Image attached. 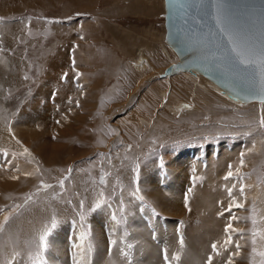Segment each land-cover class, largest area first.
Returning a JSON list of instances; mask_svg holds the SVG:
<instances>
[{
  "label": "rangeland",
  "instance_id": "rangeland-1",
  "mask_svg": "<svg viewBox=\"0 0 264 264\" xmlns=\"http://www.w3.org/2000/svg\"><path fill=\"white\" fill-rule=\"evenodd\" d=\"M137 1H139V5H136L133 8L139 9L140 10L139 12L125 10V8L131 6V1L116 0L115 2H113V0H96L95 3L96 6L94 8L95 10L94 12H90V13L80 10L81 9L80 7L71 5L70 4L71 2L69 0H35L33 4L26 6H21V5L17 6L14 4V2L10 0L0 1V12H1L0 25H2L5 28V33L0 36V44H1L0 53L5 54V56H0V62L1 61L12 62L18 66H23L26 68L23 69L25 75V76L22 75L23 82L17 88L6 90L7 77L4 74H2L3 81L0 84V125H2L0 127V222H3L6 214L9 217V221L5 225L4 231L0 233V264H14L15 262L18 261L16 257H18L19 255L16 254L13 243L18 245H21L22 243L24 245L22 251V254L24 256V258H22V261L24 262V264L27 263L50 264L48 257L45 255L46 250L43 252V261L41 262L37 259V253L40 251L39 237L45 230L46 226L48 228H51V220L55 214V211L63 208V206L70 208V210L72 211L74 220L81 231L80 232L81 235L82 233L85 234L86 239H89L91 237V231L94 229V227L90 222L87 221V217L85 215V209H87L86 206L83 205V208H81V204L83 203H81L80 201L79 189L76 188V185L73 186L74 175H72L75 174L76 171L83 170L85 168L87 169L86 164H88L89 166H93L91 167L93 168L91 169L93 170V172L91 171V173H93V179L95 181V183L93 181V185H95L97 193L99 195L101 194L100 198H98L101 201L97 199L96 204L99 203L100 207L103 206L102 208H105L106 217L110 221L108 223L109 224L114 223L115 221L117 223L116 229L118 230V232L121 233L123 237L124 236L127 237L128 232H127V227L125 225V219H124L125 216L124 214L122 215L123 202L119 189L120 179L118 178L119 177L118 174L115 172L117 171L116 169L118 170L120 169L121 163H116L113 167L114 169L107 168V164H112L115 154L119 152H121L124 155V157L126 156L128 158L127 161L128 163L131 160L129 157L131 153L132 154L134 153L135 154L134 156L136 157L135 160L130 161L131 165H133L132 184L134 183L130 195H132L133 197L132 201L134 202V204L139 206V209L141 211H146L150 213L149 215L155 217L156 219H160L164 222L170 221L175 223L174 218H170L162 214L160 215L154 209L152 204L149 203V201L145 198V196L141 193L139 189L140 183L142 182V180H140V175L142 174L143 171L142 168L139 169L136 165L137 163H141L138 156H140L139 154L143 150L142 148L143 146H141L143 145L141 144L143 142H141V140H138L140 141L139 143L137 141L136 143L135 142L132 143V145L125 146L123 145L124 142H119L115 138L113 139V136H115L113 133L119 132L117 130L119 129L118 128L119 123L125 125L124 122L125 118L124 117L120 118L118 115L122 114V112L125 113L126 115L131 111V109L129 111L130 105L128 104V101L134 100L133 102L134 107L133 106L132 107L135 112L134 117L137 119V121L139 120V117H143L139 115V113L148 114L150 120H152L150 121V124L153 127L155 124L156 127H158L160 130H164V127L171 125V121H177L181 123V121L184 120L181 119L180 116H173L174 119H172L171 116L168 115L167 113H165L164 115H160V117L162 118L158 120L157 118L159 114L158 112H160L161 110L159 111L157 110V112H153L152 110H154L157 106L156 107L155 105L150 106L148 101L140 102V96L143 92L142 87L152 86L153 84H156L157 86L160 85L158 86L161 89L159 91L167 92V96L170 97L167 100V103L172 104L174 98H177L178 100L179 99L182 100L184 97L180 92L175 91V87L173 86V83L167 80L165 76L156 75V69L153 71H148L142 77V80L144 78V81H142L140 85L137 82L139 77L135 75L134 72L132 71L133 70L132 65L128 64L129 62L132 61L131 56L135 57V54L138 50L137 48L141 43L147 45V50L151 52L150 38H153L155 40V43L156 45L159 46V48H162V46L167 47V44L165 43L164 40L165 29L163 24L164 23L163 0H145V2L144 0H137ZM148 1L150 2V4L151 2H153V5L147 4ZM106 8H114V13L112 12L111 14L112 16L105 17V21L109 23L110 26L113 28L112 32L115 33L118 37H121L120 41L123 43V47L121 50H117L112 47L111 38L109 37V35H105L104 27L99 26L98 27L99 29H97V24L95 23L96 20L103 21V19H101L102 17L100 16L98 17L97 14L102 10L104 11ZM37 25H42L46 27L56 26L62 28L76 26L78 27V31L80 30L81 26L83 27V25L84 26L86 25L85 28L87 29L86 31V33L88 34L87 36H91L93 38L96 37L97 35V38L99 39V43H96V46L91 45L88 48L86 47L85 50H83V47L81 48L79 42L77 43L73 42V44L66 45V50L64 51V54H62V56L59 58V60L62 61L61 63L57 62L60 63V65L57 66L56 60L58 59L54 57H57L55 56V53L58 52L55 51L54 53H50L53 37L43 34L44 39L42 38V41L35 40L31 45L26 47L27 42L30 39L34 37H37V39L39 38V36H36V33L34 31ZM23 29H26V33L22 32ZM76 33L77 31L74 32L75 35ZM148 35H150V38H148ZM25 37L26 40L24 44L19 46V48L15 50V55L14 54L11 55L10 53L5 51V47L14 50L16 45ZM78 45L80 46L81 51L78 49L79 47ZM68 46H70L71 48L67 49ZM78 51L80 52L84 51L83 54L87 55L88 58L85 60L84 62L85 64L84 63L78 64L77 61H75L74 57L76 52ZM95 53L99 55L97 56V58H95ZM51 60L54 61L55 64L51 63ZM73 60L75 61V64H73ZM94 60L98 63L96 64ZM86 61L88 62L86 63ZM80 65L82 68L80 67ZM87 65L90 68L93 67L92 65H94L97 68L89 69L88 67H85L87 68V70L84 71L85 68L84 70H82L83 67ZM131 67L132 70H130ZM77 69H80V71L82 72L84 71L82 73L83 75L80 73L79 70L77 71ZM71 70L72 71L76 70V72L74 73L76 74L79 73V76L74 74ZM130 71L132 74L130 73ZM84 73L85 75L86 74L87 75L84 76ZM58 74L61 75L58 76ZM65 74H67L66 75L67 78L65 82L62 83L59 79L60 85H63L64 87L58 86L59 88L62 87L63 88L61 90L60 89L57 90L56 96L54 94L52 95L51 94L52 91L57 89L54 86L57 87V85H59L58 78L66 77ZM68 74L69 76L73 74L75 75L72 76L73 81H71V78L68 77ZM125 74L128 75L131 74V75L128 76ZM80 76H82L81 77L82 80L80 79L81 84L80 81L76 80L77 78H80ZM89 76L90 78H92L93 76L95 79L89 81L91 80L89 79ZM25 77H27V79H25ZM86 79L89 80L86 81ZM107 79H109L111 82H113L114 80V83L120 81L119 85L121 86V88L119 86V90H122L125 93L124 98L121 96V91H119L116 94V96L120 100V102L115 101L116 105L111 101V96L114 95L107 96L106 100H103L104 105L101 104V98L104 97L101 96V94L109 95L110 93V92L107 93L109 89L106 87L105 84V81ZM155 81L156 83H154ZM54 82L58 84L57 85L53 84L54 86L52 87V83ZM87 82H89L92 86L89 83L87 84ZM73 83L77 89H75L73 86H72L73 88H71V85H73ZM85 83L86 85H84ZM66 85L68 87L70 86V88L66 89ZM79 86H81L82 90H79L81 89L79 88ZM184 87L185 86H183V88ZM117 88L118 87H114V92H116ZM72 89H74L76 94H74V91H72ZM81 91L83 92L81 93ZM65 92H67V94L69 92L73 94L66 95ZM80 93L82 97H80L79 95ZM83 97L85 98V102ZM79 98L81 100H79ZM90 99L91 101L89 102ZM57 101H59V104H57ZM64 102H66L65 103L66 105L64 104ZM106 103L110 104V105L108 104L110 108L108 107V105L106 106ZM249 103L261 104L264 102H249ZM245 104L248 103H244L243 105ZM58 105H60L61 107H59ZM25 106L30 107L31 110L34 111V113L38 112L39 110L40 111V114H38L39 119L35 116L34 118L30 116V120H26V119L20 120L19 112ZM47 106H49L50 108ZM62 106L64 107V109ZM87 106L88 108H86ZM82 110L84 111L85 115L83 114ZM208 111L209 109L204 110L206 114H208ZM106 112L108 113L106 114ZM238 112L239 111L238 109L236 110V108H230L229 111H225V112L218 111L217 114L222 119L219 118V116H217V118L220 120L217 121V123H214L212 119H209V116H204L201 120L199 119L200 120V122H198L199 125H203L206 127H211V126L219 127L224 132L220 131L217 134L215 133L214 135L207 134V135H201L199 138L196 137L198 139H194L192 143L187 146L188 149L191 151L198 150L199 155L201 156L202 154L201 152L205 153L208 148H213V147L219 148L225 145H228L230 147L233 146L234 144L239 145L241 143L242 146H245L247 143L254 144L256 143L255 140H253L254 136L250 135V131L252 128H258V134H256L258 136H256V138L263 141L264 125L261 124V121L264 120V107L259 106L254 108L253 111H251L252 116H255V118L257 119L255 121L257 122L256 124H252L250 121L247 120V116H248L247 114L249 113L242 114L241 112L239 113ZM236 113L238 115L235 119H233V116H235ZM9 114H10V123H12V126L8 125ZM78 114L79 116H81L82 121H80L81 120L80 117L77 116ZM42 118L44 120H42ZM120 119H123L124 121ZM62 120L63 123L60 122ZM156 121H160V123L159 122L157 123ZM82 122L84 124L85 122L87 123L85 124L86 128ZM194 122L195 124L197 123V121ZM73 123L75 125H73ZM70 124L72 125L70 126ZM76 124H78L77 129L73 128L72 130V127L73 126L76 127ZM140 124H142V122L139 121L138 125ZM42 125H44V127ZM183 125H189V124L185 122ZM66 126H68L69 128L71 127L69 131H67L69 128ZM33 127L37 131L36 130L32 131ZM79 127L81 129L82 127L83 129H87V130L90 129V131L88 132L90 136H92L93 133L95 139L93 136H92L93 138L84 137L83 139H81L83 136L82 137L77 136L80 133ZM101 128L107 131L106 133L108 134L109 140L106 141L104 137L100 136L102 131ZM61 130L65 131L64 133L62 131L64 135L61 133ZM31 132L34 133L32 134ZM139 132L141 134L140 139L141 138L143 139L146 136L145 133H147L148 135L149 131L145 132L144 129H141ZM134 133H136V131L133 132L132 136L134 135ZM15 134H17V136H15ZM65 134L70 137H66ZM118 134L119 133H117L116 135ZM55 136L57 138L60 136L58 138L59 140ZM2 138L8 141H6V143H2L3 141H5V140L1 141ZM43 138H45L46 141L42 142ZM86 138L88 139L85 140ZM57 140L59 143H57ZM167 140L164 142H160V141L152 142L153 144L152 143L150 145L148 144V146L150 147L145 148L146 152H151V150L155 151L156 154L153 156L158 157L159 159L158 164L160 165L159 167H161L162 171H165L166 167L168 166L167 164L165 165V161L167 162V158L169 159V157L163 154L164 158L167 157L166 159H164L161 156V153L159 152L164 151L163 148L167 145L168 143ZM83 141L87 143L86 144L87 146L85 145V143L82 146ZM36 142L37 144L39 143L38 144L39 147L37 144H35ZM61 142L62 144L64 142V144L59 145L61 144ZM68 143H71L72 145L70 144L68 145ZM42 144L45 145L43 146ZM127 144H131V143H127ZM32 146L37 147V149L39 150L40 149L41 150L46 149L47 151L49 150V155H48L49 157L47 156V161L43 163V161L39 157V154L36 152L33 153L32 149L34 147ZM71 146L73 147V149ZM76 146L78 147V149L76 148ZM140 147L142 148V150L140 149ZM25 149H27V152H25ZM30 154H33L35 156V157L33 156L35 162L33 161V158H31ZM202 159L204 162L206 161L205 156L202 157ZM66 161H68V163ZM66 163L68 165H66ZM230 163L228 164V166L232 167L233 169V164L231 166ZM43 168H46L48 174H44L45 172ZM69 169H71L70 172L68 171ZM231 172L233 173V175L231 177H228V180L230 179L232 181L235 180L234 186L236 188L235 189L234 187L232 188V193L234 191L232 195H234L238 191H239L238 193H240L241 187H243V189L245 190V187L243 184L244 183L243 178L235 174L233 170H231ZM161 176H162L160 177L161 180H158L157 184L160 187H164L163 185L166 186L169 181L167 177L164 178V174H161ZM255 178H256V182L261 186V189L264 190L263 163H260V165L256 169ZM188 179H190V177H188ZM60 181H63V187L60 186ZM112 181H113V185L109 186V183ZM28 182H30L29 185H27ZM42 184L50 185V187L42 188L41 187ZM149 186L152 187L151 184ZM222 188L223 189L218 191L217 194L214 196L213 201L215 203H223V202H226L228 204L231 203L229 209L231 211L234 210L232 214L233 216L236 217L238 222L237 225H235L233 228L237 229V231L231 230L228 233L223 232L215 238L207 239V240H216V241H224V240L226 241L228 236H231V243L225 245L226 251L229 249V253H231V255L229 256L227 254V257L211 256L212 258L211 264H216V260L218 258L229 259V257L231 256H232L231 258H233L232 262H236V264H259L260 257L256 256L255 258H253L252 256V247H253L252 237L249 238V236L245 234H251L253 230V224H252L253 209H255V218L257 220L256 230L259 232L261 222H264V216L262 218L260 217L262 209L264 208V201L262 202V206L260 209L256 208V206L235 207L232 205V201L234 200L237 204H242L245 201V198L243 197L245 195L243 196L234 195L232 196V198H230L227 191V189L229 188H225L224 186ZM261 194L262 193L252 194V196L257 200L262 201ZM241 196L242 198H240ZM28 197H30V199H26ZM62 197L63 198L65 197L64 198L65 200L61 201L60 199ZM140 197H143V199H140ZM239 198L241 201L239 200ZM126 200L125 201L127 203L130 202L128 201V197L126 198ZM242 205H244V203ZM39 206L45 207L44 209L45 212L49 211V214H47L48 216L44 214L39 218H35L34 216L31 215V211L34 208H40ZM93 209L95 210L94 205H93ZM9 211H11L10 214H8ZM81 213H83L84 215L83 220H81ZM202 214L209 215L211 218H214L213 210L208 211L207 209L204 208L202 209ZM237 215L241 217V219ZM223 216H225V219H228L225 214H219L218 218H221ZM62 219L63 216L60 212V223ZM229 220L233 221L232 218ZM240 223H242L244 228L241 227ZM10 228L13 229L12 232L15 233V235L19 234V236H21V237L15 236L13 243L11 242V239L9 237ZM55 229L56 227L52 229L50 233H53ZM238 236L241 237V242L240 241L234 242ZM22 237L25 238L23 239ZM53 237L54 236H52V238ZM243 239H245L246 243L243 242ZM49 241L47 240V242ZM237 244L240 245L239 255H234L230 250L236 249L237 251L236 248ZM263 245L264 242L260 240L259 237H257V243H256L257 251L264 250ZM67 249L70 253V262H71L73 255L72 250L71 248H69V246L67 247ZM216 253H220L218 252V248ZM182 254L183 253L179 254L178 257L181 256ZM26 259H28V261H26ZM208 260L209 257L207 258V263L205 264H208ZM169 263L172 262L169 260ZM193 264H201V263H198L197 260H195Z\"/></svg>",
  "mask_w": 264,
  "mask_h": 264
},
{
  "label": "bare ground",
  "instance_id": "bare-ground-1",
  "mask_svg": "<svg viewBox=\"0 0 264 264\" xmlns=\"http://www.w3.org/2000/svg\"><path fill=\"white\" fill-rule=\"evenodd\" d=\"M0 1H2V0H0ZM10 1L14 2V4L17 6H19V5L26 6V5L33 4V2L35 0H10ZM69 1L71 2L70 3L71 5L81 7V5L86 0H69ZM127 1H131V6L128 8H125L126 11L127 10L128 11L130 10L133 12H137V11L139 12L140 11L139 9L133 8L134 6L139 5V1H137V0H127ZM144 2H145V0H144ZM144 2H143V4H144ZM147 4L153 5V2H151V4H150V2L148 1ZM11 8H13V7H11ZM106 10L108 12L103 13L101 15V17H102L101 19H103V23H98V22H95V23L97 24V29H99L98 27L101 26V27H104V30L110 29L113 31V28L110 26V24L105 21V17L112 16L111 14H112V12L114 13V8H106ZM122 13H123V11H122ZM0 14H1V12H0ZM85 26L80 28V35L76 41V43L79 42L81 48L83 47V50H85L86 47L88 48L91 45L96 46V43H99L94 37L92 38L91 36H87L88 34L86 33L87 29L85 28ZM57 30H59V29H57ZM4 33H5V28L2 25H0V36ZM109 37L111 38V41H112L111 42L112 47L117 49V50H121L123 47V43L120 41L121 37H118L113 32L109 35ZM148 38H150V35H148ZM80 46L78 47V49L81 51ZM70 48H71L70 46L67 47V49H70ZM137 49L138 50L135 54V57L131 56L132 61L129 62L128 64L132 65L133 70H132V67L130 68V70H132L134 72V74L139 77L137 82L140 85H141V82L144 81V78L142 80V77L148 71H153L156 69V75H161L164 68L167 65H169L172 62L177 61V57H176L175 53L173 52V50L168 45H167V47L162 46V48H159V46L156 45L155 40L153 38H150V51L151 52H149L147 50V45L142 44V43L138 46ZM80 51L76 52L75 57H74L75 61H77L78 64L84 63L85 60L88 58L86 54H83L84 51L83 52H80ZM95 52H96V50H95ZM106 52H108V51H106ZM0 56H5V54L0 53ZM97 56H99V55L97 53H95V58H97ZM95 60H94V62H96ZM65 61H66V59H65ZM87 62L88 61H86V63ZM97 63L98 62H96V64ZM89 65H91V64H89ZM92 66L95 67L94 65H92ZM80 67H81V65H80ZM85 67H88L89 69H91V68L94 69L93 67L90 68L87 65V66H84L82 70H84ZM23 69H26V68L23 66H18L12 62L1 61L0 62V84L3 81L2 74H4L7 77V88H6V90L17 88L23 82V80H22V77H23L22 75H24ZM78 70H80V69H77V71ZM86 70H87V68H85L84 71H86ZM68 71H69V68H68ZM73 71H75V70H73ZM130 73H131V71H130ZM70 74H72V73H70ZM74 74H76V73H74ZM59 75H61V74H58V76ZM73 75L69 76V74H68V77L71 78V81H73L72 80ZM86 75L84 73V76H86ZM88 75H91V74H88ZM125 75H128V74H125ZM130 75H128V76H130ZM81 77L82 76H80V78H77L76 80L80 81ZM165 78L173 83V86L175 87L176 92L178 91L183 95L184 98L182 100H180V99L178 100L177 98H174L172 104L167 103V100L170 98L169 96H167V92L159 91V90H161L158 87L160 85L157 86L156 84H153V86L142 87L143 92H142L141 96L139 94L140 102L148 101L150 106H154V105H155V107L157 106L152 111L157 112V110L158 111L161 110L160 112H158L159 113L157 116L158 120H160L162 118V117H160V115H164L165 113L170 115L172 119H174L173 116H180L181 119H184V120L181 121V123L177 122V121H171V125L164 127V130H160L158 127H156L155 124H154V127L150 124V121H152V120H150V117L148 114L139 113V115H141L143 117H139V120L137 121V119L134 117V114H135L134 109H133L134 100L128 101V104L130 105L129 111L131 109L130 113L125 115V113L122 112V114L118 115L120 118L121 117L125 118V121L123 119H120V120L125 122V125L119 123V125H118L119 129H117L119 131L117 133H119V134L116 135L117 133L114 132L113 134L115 136H113V134H112V136H113V139L115 138L119 142H124L123 145H125V146L132 145V143H134V142L136 143L138 140H141V142H143V143H141V144H143V145H141V146H143L142 147L143 150L140 147V149L142 151L139 154L140 156H138L141 163H137V165H136L139 169L142 168V171H143L142 174L140 175V180H142V182L140 183L139 189H140L141 193L145 196V198L149 201V203L152 204L154 209L160 215L162 214V215L168 216L170 218H174L175 223L170 222V221L164 222L160 219H156L155 217L149 215L150 213H148L146 211H141L139 209V206L134 204V202L132 201L133 197H132V195H130L132 186L134 184V183L132 184L133 165H131L130 161L135 160V158H136L134 156L135 154L131 153L129 155L131 160L128 163L127 162L128 158L126 156L124 157V155L121 152L116 153L114 160H113V163L107 164V168L112 169L116 163H121L120 169L119 170L116 169L117 171H115V172L118 174V176H119L118 178L120 179L119 180V186H120L119 189H120L121 198H122V202H123V206H122L123 213H122V215L124 214V216H125V218H124L125 219V225L127 227V232H128L127 237H125V236L123 237L122 234L118 232V230L116 229L117 223L114 220H113L114 223H110V224L108 223L110 221L106 217V211H105V208H102L103 206L102 207L99 206L98 208L96 207L97 199L100 198L101 194L99 195L97 193L96 187H95V185H93L94 179H93V173H91V171L93 172V170H91V169H93V168H91L93 166H89L88 164H86L87 169L86 168L83 170L78 169L79 171L75 170L76 171V172L74 171L75 174H72V175H74L73 176L74 177L73 178V183H74L73 186L76 185V188L79 189L80 201L87 208V209H85V215L87 217V221L93 225L94 229L91 231V237L89 239L85 238L82 240L81 239V233H80L81 231H80L79 227L77 226V224L74 220V216H73V213L70 210V208L63 206V208L60 207L61 209L56 210L53 217H55V219L57 221V226H59V227L54 232V237L55 238L70 237L71 238L70 239L71 244L68 246H69V248H71L72 254H73L72 255V261L70 262V253L67 249L68 246L62 247L61 251L59 253L55 254L54 259L57 261L56 264H93V261H94V264H171V263H169V260L173 263L174 257L178 256L181 253L184 254L185 251L187 250V246L191 240V229L193 227L194 218L197 214V211H199L201 206L203 204H205L209 199H213L212 196L209 195V192H208L207 187H206L207 183H208V179L202 177L199 174V169L201 166L199 151L198 150L197 151L192 150L193 151L192 152L187 147L188 145L191 144L190 143V130L193 128L206 127L203 125H199V123H198V122H200V120L204 116H209V119H212V121L214 123H217V121H220L217 118V116H219L217 114V112L218 111H220V112L229 111L230 108H236V110L238 109V111L241 112L242 114L249 113V114H247L248 115L247 120L250 121L252 124H254L255 121H253V116H252L251 111H253L254 108H256V107H259V106L263 107L264 103L259 104V103L247 102L248 104L243 105L244 102L242 104L240 101H234L233 99L228 97V95L226 93L225 94L222 93V91L220 90V88L218 86H216L215 84H213L208 79L201 76L200 74H192L190 72H177L173 75L165 76ZM59 79H61V78H58V82H59ZM62 79H65V77H62ZM89 79H91V80H89ZM89 79H88L89 81H92L95 78L93 76H92V78H90V76H89ZM129 79H131V78H129ZM88 80L86 79V81H88ZM145 80H146V78H145ZM84 82H85V80H84ZM55 83L56 82L52 83V87L54 85L58 84V83H56V84ZM82 83H83V81H82ZM88 83L89 82H87V84ZM119 83H120V81H119ZM154 83H156V81ZM80 84H81V81H80ZM67 85H66V89L70 88V86L68 87ZM84 85H86V83ZM58 86L61 87L63 85H60V82H59V85H57V87L54 86L55 88H57L55 90H58V89L61 90L64 87L63 86L62 88H59ZM72 86L73 85H71V88H73ZM183 86H185V87L183 88ZM79 88H81V86H79ZM120 88H121V86H120ZM79 90H82V88ZM72 91H74V89H72ZM119 91H122V90H119ZM157 91H158V93H157ZM82 92L83 91H81V93ZM65 93H66V95L73 94L71 92H69L68 94H67V92H65ZM81 93L79 94L80 97H82ZM51 94L52 95L54 94L56 96L55 92H52ZM74 94H76L75 91H74ZM116 94H112V95H114L119 100V98L116 96ZM158 94H159V96H158ZM83 98H82V100H83ZM106 98L107 97L104 95V97L101 98V102H103V100H106ZM134 99H135V97H134ZM79 100H81V99L79 98ZM90 101H91V99L89 100V102ZM84 102H85V98H84ZM252 102H258V101H252ZM65 103L66 102H64V104ZM91 103H94V102H91ZM57 104H59V101H57ZM108 104L109 103H106V106ZM109 105H108V107H109ZM115 105H116V103H115ZM58 106L61 107L60 105H58ZM47 107H49V106H47ZM86 108H88V106ZM63 109H64V107H63ZM205 109L206 110L209 109L208 114H206L204 112ZM82 112L85 115L83 110H82ZM107 113L108 112H106V114ZM38 114H40L39 110H38V112L34 113V111L31 110L30 107L25 106L19 112V119L20 120H22V119L30 120V116L32 118H34V116L38 118ZM109 114H112V113H109ZM210 115H211V118H210ZM237 115L238 114L236 113L235 116H233V119H235L237 117ZM77 116L80 117V119H81V116H79V114ZM76 117H75V119H76ZM108 117H109V115H108ZM219 118H221V117L219 116ZM42 120H44V119L42 118ZM80 121H82V119ZM139 121L142 122V124L138 125ZM194 121H197V123L195 124ZM43 122H45V121H43ZM60 122L63 123V120ZM156 122L160 123V121H156ZM185 122H187V124H189V125H183ZM78 123H80V122H78ZM85 124H87V123L85 122ZM85 124H84V126L86 128ZM8 125L12 126V123H10V114L8 116ZM46 125H48V124H46ZM71 125L72 124H70V126ZM73 125H75V124L73 123ZM77 125L78 124H76V127L73 126L72 130H73V128L77 129V127H78ZM1 126L2 125H0V127ZM42 126L44 127V125H42ZM66 127H68V126H66ZM211 127L215 128L218 131L224 132L219 127H215V126H211ZM68 128H65V129H68ZM70 128L67 131H69ZM79 129H80L81 134L79 133V135H77V136H81V137L83 136L81 139H83L84 137H90L91 138L93 136V133H92V136H90V134L88 132V131H90V129H88V130L83 129V127H82V129L79 127ZM141 129H144L145 132L149 131L148 135H147V133H145L146 136L143 139L142 138L140 139L141 134L139 131ZM33 130H36V129L33 127L32 131ZM101 130L102 131H101L100 136L104 137L106 139V141L109 140L108 134L106 133L107 131H105L103 128H101ZM62 131L63 130H61V133H62ZM76 131H79V130H76ZM135 131H136V133H134V135L132 136L133 132H135ZM64 132L65 131H63V133ZM19 133H20V131H19ZM31 133L33 134L34 132H31ZM58 133H59V130H58ZM135 135H138V136H135ZM15 136H17V134H15ZM57 136H58V134H57ZM109 136H111V135H109ZM66 137H70V136L66 135ZM87 139L88 138H86L85 140H87ZM94 139H95V137H94ZM3 140H5V141H3ZM58 140H57V143H59ZM166 140L168 141V143L163 148L164 151L159 152V153H161L162 157L164 155L169 157V159L166 157L167 162L165 161V165L167 164L168 166L166 167L165 171H162L161 167H159L160 165L158 164V161H159L158 157L153 156L156 154L155 151L150 149L151 152H146L145 148L150 147V146H148V144L150 145L152 142H155V141L164 142ZM253 140H255L256 143L249 144L248 147L250 149L256 150L258 152H263L264 151V140L262 141V140L257 139V138H253ZM1 141H3L2 143H6V141H8V140L2 138ZM44 141H46L45 138H43L42 142H44ZM73 141H74V138H73ZM84 141L82 143V146L85 143ZM139 142L140 141H138V143ZM71 143H68V145L69 144L72 145ZM74 143H76V142H74ZM127 143H131V144H127ZM35 144H37V142ZM63 144H64V142H63ZM63 144L61 142V144H59V145H63ZM86 144L87 143H85V145ZM88 144H90V143H88ZM108 144H109V142H108ZM137 144H134V145H137ZM29 146H30V144H29ZM77 146H76V148L78 149L79 146L78 147ZM32 147H34V146H32ZM38 147H39V145H38ZM49 148H51V147H49ZM107 148H105V149H107ZM72 149H73V147H72ZM32 151H33V153L36 152L39 154V157L43 161V163L45 161H47V156L49 155V150L48 151L46 149H44V150L40 149L39 150V149H37V147H34L32 149ZM80 151H81V149H80ZM30 155H31V158H33L34 155L33 154H30ZM222 156H223L224 160H226V161L233 159V154L226 152V151L223 152ZM166 158H164V159H166ZM48 159H50V158H48ZM56 160H58V159H56ZM33 161H34V158H33ZM59 161H60V159H59ZM68 161H66V162L68 163ZM67 163H66V165H68ZM256 163L257 162L255 161V167H257ZM230 164H231V166H232V164L234 166V161L232 160ZM40 166H41V164H40ZM223 167H226L228 173H229V169H230V171L233 170L232 167H230V166L224 165ZM43 169L45 172L44 174H48L46 168H43ZM161 174H164V178L167 177L168 181H169L166 186L163 185L164 187H160L157 184V181L161 180L160 179V177H162ZM235 176H237V175H235ZM188 177H190V179H188ZM239 177H240V175H239ZM12 181H14V180H12ZM234 181H232L230 179L231 189L233 187H234V189L236 188L234 186ZM29 183L30 182H28L27 185H29ZM94 183H95V181H94ZM150 184L152 185V187L149 186ZM111 185H113V181L109 183V186H111ZM227 188H229V187H227ZM238 192H236L234 195H241V193H238ZM233 193H234V191H233ZM260 193H262L261 194L262 201H259L252 196V194H259V193H251V194H249V193L244 194L243 193V195H245V196L242 195L245 198V201L243 202L244 203L243 206H246V207L256 206V208L260 209L262 206V202L264 201V191L260 192ZM234 195H231L230 198H232V196H234ZM242 196L240 198H242ZM127 197H128V201H130L128 203L126 202ZM64 198L62 197L60 200L63 201V200H65ZM240 198H239V200H240ZM244 198H243V200H244ZM98 200H100V199H98ZM102 201H103V199H102ZM186 201H187V203H186ZM240 203H242V202H240ZM251 203H252V205H251ZM93 205L95 207V210L93 209ZM229 206H231V203H229V204L226 202L216 203L212 209L214 219L217 220L219 214H225L226 217L228 218V219H225V216H223V217H221L222 221L231 219L233 217L232 212L234 210H232V211L229 210ZM44 209H45V207H42V206L40 208H34L32 210V213L34 214L35 218H39V217L43 216L44 214H46V215L49 214V211L45 212ZM10 212L11 211H9L8 214H10ZM60 212L63 216L61 223H60ZM6 216H7V214H6ZM263 216H264V208L262 209L260 217L262 218ZM239 218L241 219V217H239ZM240 224H241V227L244 228L242 223H240ZM259 232H264V222H261ZM245 235H248L249 238L252 237L251 234H245ZM19 237H21V236H19ZM239 241L241 242L240 236H238L234 242H239ZM262 241L264 242V240H262ZM243 242L246 243L245 239H243ZM208 243L216 244L218 246L223 245L224 247L226 245L225 240L224 241H216V240H207L206 239L205 244H204L206 246L205 247L206 252L213 250L212 248L207 247ZM13 246L15 248L16 254L19 255L18 257H16L18 261L15 262L14 264H21V262H22V264H24V262L22 261V258H24V256H22V251H23L24 245L22 243H21V245L13 243ZM89 246H91V251H88ZM263 248H264V245H263ZM230 251L234 254L236 249H234V250L232 249ZM218 252H220L218 254H221V256H224V257H227V254L229 256L231 255V253H229V249L226 251L225 248L220 249V250L218 249ZM45 255L47 256L46 252H45ZM20 259H21V261H20ZM232 259L233 258H231V260ZM195 260H197V262L201 263V264L207 263V260L203 259L202 257H200V260H202V262H199L198 258H194V262H195ZM228 260L229 259H226V258H218L216 260V264H227ZM29 264H31V263H29ZM185 264H191V263L188 261ZM232 264H236V262H232Z\"/></svg>",
  "mask_w": 264,
  "mask_h": 264
},
{
  "label": "water",
  "instance_id": "water-1",
  "mask_svg": "<svg viewBox=\"0 0 264 264\" xmlns=\"http://www.w3.org/2000/svg\"><path fill=\"white\" fill-rule=\"evenodd\" d=\"M216 3L223 5L236 32L264 45V0H163L164 40L177 61L161 75L200 74L234 101L262 102L258 73L233 65L226 57L227 44L216 26Z\"/></svg>",
  "mask_w": 264,
  "mask_h": 264
},
{
  "label": "crops",
  "instance_id": "crops-1",
  "mask_svg": "<svg viewBox=\"0 0 264 264\" xmlns=\"http://www.w3.org/2000/svg\"><path fill=\"white\" fill-rule=\"evenodd\" d=\"M115 1L116 0H113V2ZM95 3H96V0H86L81 5L80 10L84 12H88V13L94 12L95 10L94 8L96 6ZM107 12L108 11L105 9L104 11L102 10L98 12V14L97 13L96 14L98 15V17L99 16L101 17L103 13H107ZM96 22L103 23L102 20H96ZM34 31L36 33V36H39L38 39L37 37H34L35 40L42 41V38L44 39L43 34L53 37L52 45L50 48V53H54L55 51L58 52V53H55V56L57 57H54L58 59L56 60L57 66H59L62 61V60H59V58L62 56V54H64V51L66 50V45L73 44V42L76 43L77 38L80 35V30L78 31V27L76 26L62 28V27H56V26L46 27L42 25H37ZM75 31H77L76 35L74 34ZM104 33L105 35H110L112 33V30L106 29L104 30ZM94 38L99 42L97 35ZM57 62H60V63H57ZM51 63L55 64L54 61L52 60H51ZM96 68L97 67H94V69ZM72 72L74 73L76 72V70ZM80 73L82 74V71H80ZM66 78L67 76L65 77V79H62L61 77L60 81L63 83L66 81ZM118 83L119 81L114 83V80L113 82H111L109 79L105 81L106 87L109 89L107 93L110 92L109 95L105 94L106 97L112 94H116L119 91ZM73 87L77 89L74 86V83H73ZM114 87H118L116 89V92H114ZM52 92L57 93V90H53ZM101 96H104V95L101 94ZM77 104H78V101H77ZM101 104L103 105L104 101L101 102ZM256 120L257 119L255 118V116H253V121H256ZM256 123L257 122H255L254 124ZM218 132L220 131L216 130L213 127L193 128L190 130V143H192L194 139H198L201 135H207V134L214 135L215 133L217 134ZM256 134H258V128H252L250 131V135L254 136L253 138H256V136H258ZM248 145L249 143H247L245 146H242V143L239 145L234 144L233 146H230L231 148L228 145H225L219 148H215V147L208 148L205 153L201 152L202 153L200 156L201 166L199 169V174L202 177L208 179V183L206 187L209 192V195L212 196V198H214V196L217 194L218 191L223 189L222 188L223 186L225 188L227 187L231 188L230 180L224 179V177L228 176V172H227L226 167H223V166L224 165L228 166V164L232 160L234 161L233 172L237 175H240V177L243 178L245 194L246 193H249V194L260 193L264 191L263 189H261V186L256 182V178H255L256 169H257V167H255V161L259 162L261 158H264V151L258 152L256 150L250 149ZM225 151L233 154L232 160H227V161L224 160L222 154ZM204 156L206 160L205 162L202 159V157ZM241 160H243V165H241ZM263 164H264V161H263ZM249 176H252V177H249ZM215 204L216 203L213 201V199H209L205 204L201 206L199 211H197V214L194 218V224L191 229V240L187 246V250L185 251L183 255L179 256V259H174V262L171 264H185L188 261L191 264H193L194 258H198L199 259L198 261L202 262V260H200V257L207 260V258L211 256L212 257L221 256V254H217L216 251H213V250L206 252L205 251L206 246L204 245L205 240L215 238L219 234L225 232V228L229 223H231L232 227H234L235 225H237L238 222H237V219L233 221H230V220L222 221L221 218H218L217 220H215L214 218H211L209 215L202 214V209L205 208L208 211H211L213 207L215 206ZM31 215L34 216L32 211H31ZM58 227L59 226H56L55 231L58 229ZM9 231H10L9 237L11 239V242H13L15 236L19 237V235H15V233L12 232L13 231L12 228H10ZM230 231L231 229L229 230V232ZM54 232L50 233V235H48L47 237L48 241L51 239L49 242H47L48 246L46 249V254L51 264H56L57 262L54 259L55 254L59 253L62 247H65L71 244V240L69 237L67 238L53 237L52 238V236H54ZM211 245L213 244L208 243L207 247L211 248ZM1 247H4V246H1ZM217 248L220 250V249H224L225 247L223 245H219V246L217 245ZM26 261H28V259H26Z\"/></svg>",
  "mask_w": 264,
  "mask_h": 264
},
{
  "label": "snow or ice",
  "instance_id": "snow-or-ice-1",
  "mask_svg": "<svg viewBox=\"0 0 264 264\" xmlns=\"http://www.w3.org/2000/svg\"><path fill=\"white\" fill-rule=\"evenodd\" d=\"M216 8V26L219 30V34L222 41H226L227 48H226V57L230 58V61L233 65L239 66L242 69L252 73L253 75L257 74L259 75V93L264 96V45H257L254 41H252L250 38L241 35L240 33L236 32L227 16L224 12V7L221 3L215 4ZM215 35V34H213ZM73 64H75V61L73 60ZM67 74H65L66 76ZM77 76H79V73H77ZM27 79V77H25ZM255 90V86H253ZM262 102H264V99H262ZM261 124L264 125V120L261 121ZM25 152H27V149H25ZM241 165H243V160H241ZM69 172L71 169L68 170ZM233 173L229 171L228 176L225 177V179H228V177H231ZM15 178V177H14ZM60 186L63 187V181H60ZM42 188H48L50 185H41ZM229 196L232 195V189H227ZM241 195L244 193L243 187L240 189ZM30 199V197L26 198ZM140 199H143V197H140ZM187 203V201H186ZM232 205L235 207H243L242 204H237L234 200L232 201ZM100 204L98 203L96 207L98 208ZM81 208H83V204H81ZM230 210V209H229ZM84 219L83 213H81V220ZM233 220L236 219L235 216L232 217ZM9 217L5 216L3 222H0V233L4 231L5 225L8 223ZM252 224H253V230H252V256L255 258L256 256L260 257L259 264H264V250L257 251L256 243H257V237H259L260 240H264V232H258L256 230V224L257 220L255 218V209H253V217H252ZM57 226V221L55 217L51 220V228L45 227V230L39 237V249L40 251L37 253V259L39 261H43V252L47 249V237L50 234L51 230L54 229ZM237 231V229H234L232 227V224L229 223L225 228V233H228L229 230ZM86 235L82 233L81 239H85ZM231 243V236H228V238L225 241V244ZM213 251L217 250V245H212ZM237 251L234 253V255H239V248L240 245H236ZM88 251H91V246H89ZM218 254V253H217ZM175 259H179V257H175ZM212 258L209 257L208 264H211ZM227 264H232L231 257H229V260Z\"/></svg>",
  "mask_w": 264,
  "mask_h": 264
},
{
  "label": "flooded vegetation",
  "instance_id": "flooded-vegetation-1",
  "mask_svg": "<svg viewBox=\"0 0 264 264\" xmlns=\"http://www.w3.org/2000/svg\"><path fill=\"white\" fill-rule=\"evenodd\" d=\"M124 1H125V0H124ZM22 32H23V33H26V29H23ZM25 40H26V37H25L24 39H22V40L16 45V47H15V49H14V55H15V50L18 49L19 46L23 45L24 42H25ZM34 41H35V38L30 39V40L27 42L26 47L29 46V45H31ZM124 95H125L124 91H121V96H122L123 98H124ZM111 101H112L113 103H115V101H116V102H120L115 96H112V97H111ZM263 161H264V158H261V160H260L259 162L256 163L257 168H258V166L260 165V163H262Z\"/></svg>",
  "mask_w": 264,
  "mask_h": 264
},
{
  "label": "trees",
  "instance_id": "trees-1",
  "mask_svg": "<svg viewBox=\"0 0 264 264\" xmlns=\"http://www.w3.org/2000/svg\"><path fill=\"white\" fill-rule=\"evenodd\" d=\"M0 47H1V44H0ZM5 51L8 52V53H10L11 55L14 54V50H12L11 48L9 49V48H6L5 47Z\"/></svg>",
  "mask_w": 264,
  "mask_h": 264
}]
</instances>
